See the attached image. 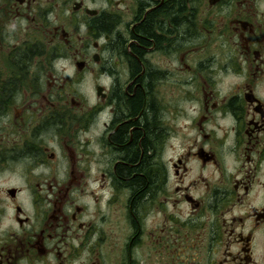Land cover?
<instances>
[{
	"label": "flooded vegetation",
	"instance_id": "af4514ba",
	"mask_svg": "<svg viewBox=\"0 0 264 264\" xmlns=\"http://www.w3.org/2000/svg\"><path fill=\"white\" fill-rule=\"evenodd\" d=\"M0 264H264V0H0Z\"/></svg>",
	"mask_w": 264,
	"mask_h": 264
}]
</instances>
